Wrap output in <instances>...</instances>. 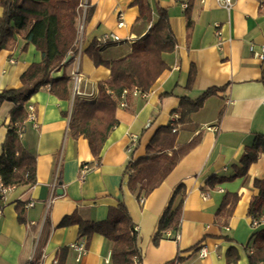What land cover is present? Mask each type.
<instances>
[{"label": "crops", "instance_id": "obj_1", "mask_svg": "<svg viewBox=\"0 0 264 264\" xmlns=\"http://www.w3.org/2000/svg\"><path fill=\"white\" fill-rule=\"evenodd\" d=\"M83 1L87 8L81 54L78 58L73 54L71 62L53 75H71L78 65L84 78L81 88L97 95L98 83L108 79L111 71L95 66L85 50L104 34H116L121 40L102 45L101 52L108 60L123 57L152 23L137 20L135 0ZM149 2L154 21L159 17L158 5L168 9L177 44L164 55L168 68L147 95L129 94L127 106H118L119 123L105 143L100 163L88 139L70 131L71 99H60L45 87L26 103L34 111L25 122L22 142L36 156L37 182L32 187L17 186L9 196L0 220V264H34L42 255L41 264H55V260L56 264L61 260L64 264H106L107 258L112 264L113 242L98 233L77 260L72 245L85 238H79L77 224L60 223L74 212L85 220H103L119 201L125 202L137 227L141 264H172L179 256L178 264H249V242L259 229L251 226L249 207L260 193L255 179H264V153L246 175H235L247 146L257 134L264 135V59L251 50L252 44L258 48L264 44V8L259 0H234L229 12L217 0H193L189 28L185 15L189 0ZM120 13L124 26L119 25ZM17 40L15 46L0 51V92L21 87L23 73L42 60L34 44L23 51L25 41L19 36ZM193 69L195 79L187 89ZM211 88L218 90L191 113L190 123L180 126L176 147L199 135L200 142L151 193L139 199L128 187L127 165L146 154L150 139L159 127L170 124L173 112L179 114L182 97L195 100ZM14 106L10 101L0 102V156ZM133 135H137L134 143ZM84 164L91 169L81 179ZM212 177L224 180L210 187L207 182ZM226 194H238L240 199L228 225L223 226L217 212ZM29 201L34 205L24 206L26 222H20L17 204ZM181 201L179 239L168 235L156 242L160 218L171 202L176 207ZM202 245L209 251L206 257L199 255ZM231 248L240 256L236 263L227 260Z\"/></svg>", "mask_w": 264, "mask_h": 264}, {"label": "trees", "instance_id": "obj_2", "mask_svg": "<svg viewBox=\"0 0 264 264\" xmlns=\"http://www.w3.org/2000/svg\"><path fill=\"white\" fill-rule=\"evenodd\" d=\"M81 1L0 0V51L15 46L19 36L25 41L21 48L23 51L32 43L42 54V60L32 63L23 73L21 87L0 92V102L10 101L15 104L11 111L10 127L3 144V153L0 156V174L8 184L32 187L37 182L36 156L27 150L22 142L24 125L29 117L26 103L45 87L60 99H71V75L63 73L55 77L53 73L68 65L73 54L78 51V24L84 14ZM133 5L139 7L137 20L152 24L144 37L132 43V49L127 55L112 60L105 59L101 52L102 45L97 40L85 50L95 66L109 68L111 75L98 83V94L94 99H76L69 127L73 136L83 135L88 139L98 163L110 133L119 123L116 110L122 92L133 87L148 92L168 68L164 55L173 52L177 44L167 8L158 5L159 17L154 21V12L149 0H135ZM192 7L193 0H189L185 9L189 28L192 25ZM89 12L90 10L86 12V18ZM194 79L193 69L189 75L187 89L192 88ZM217 90L218 88H211L195 100L182 97L180 108L177 110L180 126L190 123L191 113L201 109L207 98ZM177 133L171 124L159 127L146 147V154L131 160L127 165L125 173L128 174V187L139 199L142 195L147 196L151 193L201 140L199 135L190 142L176 147ZM262 153L264 135L257 134L253 143L247 146L242 154L239 165L236 166L235 177L246 175ZM223 180L212 177L207 184L214 187ZM254 185L260 193L251 202L249 213L252 218L264 219V179H255ZM239 199L238 194H226L217 212L221 225H228V219L233 215ZM182 207L183 201L176 207L173 206V202L169 204L160 218L154 237L156 242L163 236L175 235L180 229ZM16 208L19 221L26 222L24 203H18ZM72 224L78 225V236L85 238L87 248L96 233L112 241V264H141L142 255L137 245V230L124 201L111 206L103 220H85L74 212L64 217L60 226ZM169 230L171 234L167 233ZM249 244V264H264V227L253 233ZM239 258L234 248L228 251L229 263H236ZM136 259L139 261L136 262ZM59 264L64 262L61 260Z\"/></svg>", "mask_w": 264, "mask_h": 264}, {"label": "built area", "instance_id": "obj_3", "mask_svg": "<svg viewBox=\"0 0 264 264\" xmlns=\"http://www.w3.org/2000/svg\"><path fill=\"white\" fill-rule=\"evenodd\" d=\"M217 1L219 2V4L222 7L226 8L229 12L232 10V8L234 6V0H217ZM259 3H260L261 9H263L264 8V0H259ZM80 5L84 9V14L80 18L79 24H78V31H79V36L77 38L78 51L75 54V56H77V58L80 56L81 51H82L84 19H85V11L87 8V2H84L82 0ZM120 19L121 20L119 21V25L124 26L125 22H124L122 13H120ZM217 27H218L217 35L220 37L222 34V31H221V29H219V24H217ZM119 40H121V38L116 34H104L97 41L99 42V44L105 45V44H108L109 42L119 41ZM251 50L254 52V55L257 58L264 59V44L262 46H260L259 48L255 44H252ZM83 82H84L83 74L80 72L79 66L77 65V68L75 70H73L71 73V102L72 103H71L70 114H72L74 103H75L77 98H88V99L92 100L96 97V95L93 92H86L81 88V85ZM147 93L148 92H144L138 87H133L130 90L125 89L122 92L121 100L119 101L118 106L119 107L127 106L128 94L146 96ZM27 110H28V112L33 113L34 107L32 105H30L27 107ZM178 118H179L178 114L171 115L170 124H171V126H173L174 131H178L180 128V124L178 123ZM132 139H133V141H132L133 143L136 142L137 141V135H133ZM130 149H131V146L129 147V150ZM90 169H91V167L89 165L84 164L81 168L80 178L84 179L87 176ZM16 187H17V185H15V184L6 183L4 177L0 174V220L4 215L5 207L8 203L9 196L16 189ZM203 197L208 198V193L204 192ZM52 200H53V198H50V200L48 202V207H50ZM33 205H34V201H29L24 206H25V208H29ZM251 226L253 227V229H258V228L264 227V219L263 218L262 219L252 218ZM135 230H137L136 226H135ZM167 233L171 234V231L169 230V231H167ZM173 236L175 239H179V237H180L179 232L175 233V235H173ZM72 248L77 252V260H80L82 258V256L85 255L87 252L86 241H79L78 243L73 244ZM198 252H199V255L201 257H206L209 254V251L205 245L200 246ZM44 256L45 255H42L40 257L39 262H37L38 264H41V261L44 258ZM33 258H34V254L31 255L30 259H33ZM179 258H180V256L177 257L172 264H178ZM135 261L138 262L139 260L136 259ZM105 262H106V264L111 263L109 258H107L105 260ZM54 263L56 264L57 260H55Z\"/></svg>", "mask_w": 264, "mask_h": 264}]
</instances>
